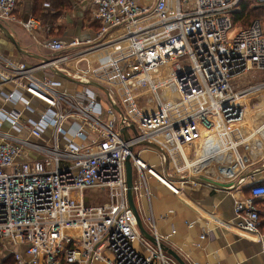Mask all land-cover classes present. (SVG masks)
<instances>
[{"label":"built area","instance_id":"2783aa9c","mask_svg":"<svg viewBox=\"0 0 264 264\" xmlns=\"http://www.w3.org/2000/svg\"><path fill=\"white\" fill-rule=\"evenodd\" d=\"M19 1L0 0V20L14 19ZM87 1L94 38H52L44 46L53 54L37 65L0 53V79L14 87L4 94L13 109L0 107V243L15 248L12 264H179L151 214L142 218L156 243L142 235L125 162L130 156L141 175L176 193L177 178L246 180L264 153V120L255 112L264 116V80L242 88L235 80L264 70V0ZM252 12L256 18L230 38L237 14L245 20ZM56 70L105 86L109 107L93 86L60 91ZM144 141L164 150L163 173L136 152ZM234 216L233 230L261 235L264 184L235 200Z\"/></svg>","mask_w":264,"mask_h":264},{"label":"crops","instance_id":"0c3cea01","mask_svg":"<svg viewBox=\"0 0 264 264\" xmlns=\"http://www.w3.org/2000/svg\"><path fill=\"white\" fill-rule=\"evenodd\" d=\"M47 1L50 3L43 7L36 0H20L13 14L15 18L1 20L20 48L29 54L20 51L2 31L0 53L16 62L37 65L44 60L41 57L47 58L53 54L44 46L52 38L69 42L74 37L85 40L96 36L97 26L91 22V9L87 0ZM29 19L39 22L30 30L23 25ZM38 75L42 76V73ZM57 80L61 82L58 87L60 91L76 94L80 90L78 86L72 85L73 82L61 76ZM12 89L14 87L10 82L3 83L0 79V107L6 111L14 107L4 96ZM19 105H16L17 109H24L18 108ZM23 111L25 117H35L27 110ZM3 129L10 131V125L3 124ZM21 134L27 136L28 132L23 131ZM49 134L47 130L46 135ZM136 152H140L142 159L153 168L157 165L162 168L161 153L157 154L148 146ZM148 154L154 155L153 158ZM31 156L38 158L35 154ZM257 169L260 171L257 172ZM136 172L134 181L138 190L135 198L141 216L145 218L153 215L163 242L174 249L187 264H264V228L260 229L261 235H243L230 225L236 221L235 200L250 195L253 185L264 183V153L257 163L250 166L245 173L246 180L241 184L233 181L217 182L203 177L223 188L177 178L173 186L180 190L176 193L154 175L145 173L143 176L138 170ZM2 248L5 254L0 256V264H12L15 248L0 243Z\"/></svg>","mask_w":264,"mask_h":264},{"label":"water","instance_id":"95a60500","mask_svg":"<svg viewBox=\"0 0 264 264\" xmlns=\"http://www.w3.org/2000/svg\"><path fill=\"white\" fill-rule=\"evenodd\" d=\"M0 31H2L5 34L6 37H8L12 42H14L17 45V47H18V49L20 51H22V52H24L26 54H29V53H27L26 51H24V50H22L20 48V46L17 44L15 38L12 36V33L10 32V30L4 25V23L1 20H0ZM41 58H43L44 60L47 59L45 57H41ZM55 72L57 73L58 76L63 77L64 79H66L69 82H73V83L78 84V85H89V86L97 87V88L103 89L106 92L107 95L109 94V90L105 86H103V85H101L99 83H96V82H83V81L77 80V79L71 77L70 75L65 74V73H63V72H61L59 70H56ZM115 109L122 116L123 113H122V110H121L120 106L115 105ZM131 130L134 132V134H136V135L139 134V131H138V129H137V127L135 125L131 126ZM122 133H123V135H124L126 140L130 139V132H129V129L127 127L122 129ZM141 144L157 148L161 152H164V150L159 145H157L154 142L144 141ZM133 148H134L133 146H130V150L131 151L133 150ZM125 165H126L127 186H128V192L127 193H128V200H129L130 207H131L132 211L134 212V214L136 216L137 223H138V226H139V229H140L142 235L145 238H147L148 240H150L151 242L156 243L155 237L152 234H150L147 231V229L145 228V225H144V222H143V218H142V216L140 214V211H139V209L137 207V204H136V201H135L134 166H133V163H132V160H131L130 156L127 157ZM167 165H168V163H166V167H167ZM256 171L258 172V171H260V169H257ZM189 179L193 180L195 182H198V183H202V184H206V185L212 186V187L223 188L219 184H217V183H215L213 181H210L208 179H205L203 177H200V176H192ZM162 247L168 254L173 256L177 260V262L179 264H187L184 261V259L174 249H172L171 247H169L165 243H162Z\"/></svg>","mask_w":264,"mask_h":264},{"label":"rangeland","instance_id":"374dc122","mask_svg":"<svg viewBox=\"0 0 264 264\" xmlns=\"http://www.w3.org/2000/svg\"><path fill=\"white\" fill-rule=\"evenodd\" d=\"M259 12H260V10H258ZM254 16H255V14H254ZM252 17V19H251V17H248V19L246 18L241 24H235V26H234V28L232 29V30H230V32H229V37L230 38H233L241 29H242V26L241 25H244V24H248L249 22H251L252 20H254L256 17ZM264 80V70H261V69H250V70H248V71H246L245 73H243V74H241L236 80H235V84H236V86H240V88H242V87H247V86H249V85H251V84H257V83H259V82H261V81H263ZM72 85H74L75 87H79L81 90H83L84 88H85V85H78V84H74V83H72ZM93 89H94V91H98L99 93H100V95L102 96V103H103V106H104V108H108L109 107V105H108V103H109V100H108V96H107V94H106V92L103 90V89H100V88H97V87H93ZM259 101V99L257 98V99H255V100H253V101H251V103H252V106H253V102H258ZM21 107H23V105L21 104V105H19V107L18 108H21ZM251 110V109H250ZM256 112V115L259 113V116H258V120L260 121V122H262L263 120H264V116H262L261 114H260V110L259 111H255ZM255 112H254V114H255ZM106 117V114H104V118ZM114 118V120L116 119L115 117H113ZM79 141V140H78ZM261 144L263 145V142H261ZM146 145H143V144H140V145H138V146H136V149L135 150H138V149H141V148H143V147H145ZM150 149H152V150H154L157 154L158 153H161V151L159 150V149H157V148H154V147H151V146H148ZM183 150H184V153H189V151H190V149L189 148H183ZM148 156L149 157H151V158H153V156L154 155H149L148 154ZM156 157H157V155H156ZM155 157V158H156ZM142 158H143V156H142ZM193 165V164H192ZM159 166L160 165H157V167L156 166H154V168H156V170L158 171V172H161V173H163V170H162V168L160 169L159 168ZM134 176L136 177L137 176V172H136V170L134 169ZM100 192H97V191H93V192H88V194L90 195V196H93V195H95V196H98L99 197V194ZM101 195H103V196H101V197H99L100 199L99 200H101V201H103L104 200V193H101ZM135 201H136V198H135ZM136 204H137V202H136ZM137 207H138V205H137ZM139 208V207H138ZM8 252H10V251H8ZM5 254V252H4V249L2 248V249H0V256L1 255H4Z\"/></svg>","mask_w":264,"mask_h":264},{"label":"trees","instance_id":"16d2710c","mask_svg":"<svg viewBox=\"0 0 264 264\" xmlns=\"http://www.w3.org/2000/svg\"><path fill=\"white\" fill-rule=\"evenodd\" d=\"M37 2H38V4L41 6H43V7H45L48 3H50V2H48V3H46V0H36ZM55 1L53 0V3H54ZM51 3H52V1H51ZM56 3V2H55ZM254 12H252V13H249L248 15H249V17H251V19H252V17L254 16ZM238 15V17H237V19H236V21H237V24H241L244 20L243 19H240V15H241V13H238L237 14ZM256 15V14H255ZM247 19H248V17H247ZM250 23V22H249ZM244 25H248V24H244ZM259 184H264V183H259ZM262 228H264V223L262 224V226H261V229Z\"/></svg>","mask_w":264,"mask_h":264},{"label":"bare ground","instance_id":"6f19581e","mask_svg":"<svg viewBox=\"0 0 264 264\" xmlns=\"http://www.w3.org/2000/svg\"><path fill=\"white\" fill-rule=\"evenodd\" d=\"M250 109H252V108L250 107V105H248L246 110H247L248 112H250V111H251ZM155 173H156L158 176H160L161 178H163V177H162L160 174H158L156 171H155ZM163 179H164V178H163ZM165 180H166V179H165ZM166 181H167V180H166ZM167 182H168V181H167ZM168 183H169V182H168ZM170 185H172V187H174L173 184H170ZM174 188H175V187H174Z\"/></svg>","mask_w":264,"mask_h":264}]
</instances>
